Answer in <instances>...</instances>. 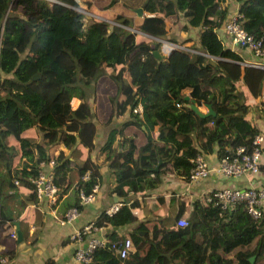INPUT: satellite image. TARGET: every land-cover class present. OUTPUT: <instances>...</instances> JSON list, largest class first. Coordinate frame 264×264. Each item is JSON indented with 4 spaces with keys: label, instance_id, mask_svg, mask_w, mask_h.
I'll list each match as a JSON object with an SVG mask.
<instances>
[{
    "label": "trees",
    "instance_id": "16d2710c",
    "mask_svg": "<svg viewBox=\"0 0 264 264\" xmlns=\"http://www.w3.org/2000/svg\"><path fill=\"white\" fill-rule=\"evenodd\" d=\"M218 1L120 0L128 10L141 8L132 28L122 14L109 22L93 19L76 9L75 0H0V231L12 218L4 209L3 185L12 187L17 179L31 189L27 199L33 201L28 177L36 173L39 161L52 156L58 143L71 147L76 130L78 142L89 148L94 87L106 74L123 97L115 107L111 99V114L127 106L130 119L110 127L100 147L114 176L109 193L125 196L116 211L100 214V222L106 236L118 234L113 227L130 224V240L136 241L139 229H150L152 237L147 242L148 235H140L145 245L130 248L122 259L108 246H97L90 261L79 264H151L153 259L160 264H249L251 255L254 264H264V210L254 218L243 202L223 209L204 194L194 201L187 225L174 228L137 222L131 211L134 196L155 187L166 169L186 163V172L196 153L215 152L217 159L229 156L238 145L248 147L259 130L245 112L252 98L264 91V70L241 63L237 52L223 46L216 28L226 8H219ZM235 1L243 28L262 35L264 46V0ZM83 3L91 5L89 0ZM175 17L180 29L200 30L194 39L178 42L188 50L172 48L156 58L152 50H158L159 42L152 37L173 41L178 22L170 21ZM34 74L38 76L32 79ZM74 95L79 103L71 109L68 102ZM185 95L197 105L210 104L215 114L198 116L186 105ZM136 104L139 112L132 111ZM35 119L41 140L32 139L25 150L29 161L13 168L18 150L6 138L19 141ZM129 124L142 127V143L123 133ZM54 159L58 196L66 189L73 162L62 150H56ZM76 172L72 205L80 208L77 193L98 183V171L85 161ZM5 254L10 258L13 252Z\"/></svg>",
    "mask_w": 264,
    "mask_h": 264
},
{
    "label": "crops",
    "instance_id": "0c3cea01",
    "mask_svg": "<svg viewBox=\"0 0 264 264\" xmlns=\"http://www.w3.org/2000/svg\"><path fill=\"white\" fill-rule=\"evenodd\" d=\"M75 1L78 5L76 9L82 12L86 11V14L88 13L87 15L93 19H103L109 22L116 14H122L130 19V27L133 26L135 21L134 14L140 15L136 14L134 10H128L120 0H115L112 3H109L110 0H89L90 7L83 3L85 0ZM218 4L219 8H226L225 16L219 27L216 28L223 46L237 52L241 56V63L246 60H254L255 57L251 52L233 43L230 35L223 28L224 21L238 13V2L235 0H219ZM180 24L181 22H178L173 28V34L175 35L173 41L152 37L159 42L158 52L161 55H166L171 50L166 44H177L185 37L194 39L200 30L199 27L180 29L178 26ZM105 76L107 80L103 81L101 78ZM107 88L110 89L109 92H107ZM122 98L121 94H116V86L107 75L104 74L97 78L91 106L93 112L91 120L94 126L89 148L78 142L75 130L72 134V146L68 148L65 143H58L52 153L51 157L54 158L56 150H62L73 162L69 170V178L66 181V189L59 193L55 203L50 205L45 200H28L27 196L30 194L31 189L20 182L13 183L12 187L3 185L4 193H6L4 209L12 218L2 224L0 231V264H73L72 257L75 247L84 244L87 237L84 236L81 241L77 242L71 239V232L85 222L98 218L105 206L116 201H125V196L109 193V190L115 184L113 171L109 164V158L104 156V152L100 151L108 129L112 126L118 127L130 119L127 106L121 112L111 114V99L115 107ZM188 99L190 98L188 97ZM187 102L189 101L187 100ZM195 105L201 112L206 110L201 108L204 105H197L196 103ZM245 117L264 135V91L249 102ZM37 124L40 123L35 119L32 126L29 127L24 137L19 141H14L9 136L6 138L7 143L13 144L18 150V153L12 159L13 168H18L21 162L29 161L25 150L31 140H41ZM141 129L142 127L129 124L122 131L125 135L134 136L135 142L140 144L145 139ZM154 134L155 132H153ZM113 144L117 145V141L115 140ZM50 153L51 151L48 150V154ZM204 157L210 168L205 177L197 181H189L185 175L186 163H180L177 169H166L155 187L135 195L136 204L132 206L131 211L138 216L137 222L147 220L148 225L156 224V226L174 228L176 217L183 216L188 219L192 214L194 201L210 190L222 187L246 188L264 185V148L259 156L257 171L241 176H223L214 170L217 162L215 152L204 153ZM85 161L86 163L90 161L91 164L97 166L98 190L95 199L92 202L79 203L81 206L78 208V215L67 223H60L56 217L61 216L64 210L71 206L76 199V169L78 165L83 164ZM125 203L127 204V202ZM131 226L130 224H124L112 229L117 230L119 234L128 235L127 231L131 229ZM17 229L21 232L20 240L16 239ZM11 233H14V236ZM144 233L145 238L148 235L147 242L149 237H152L150 229L146 231L144 229L137 230L134 234L139 236L136 241L131 240L132 250L145 245V242L140 239V235ZM159 234L156 239H158ZM8 250H11L13 255L10 258H5V252ZM151 264H160V262L153 259Z\"/></svg>",
    "mask_w": 264,
    "mask_h": 264
},
{
    "label": "built area",
    "instance_id": "2783aa9c",
    "mask_svg": "<svg viewBox=\"0 0 264 264\" xmlns=\"http://www.w3.org/2000/svg\"><path fill=\"white\" fill-rule=\"evenodd\" d=\"M224 30L230 35L233 43L242 48L248 49L255 57L254 60L243 61V64L251 65L264 70V46L262 45L263 37L253 36L248 33L242 26L240 14L237 13L228 17L223 23ZM176 46V44H171ZM182 49H187L182 47ZM69 107L75 108L79 103L77 96H71L69 99ZM132 111L139 112L140 105L136 104ZM264 148L263 132L258 130L251 139L250 145H238L234 152L229 156H223L217 159L214 170L223 176H241L251 174L258 169L259 156ZM54 166L55 159L53 157L46 158L38 162L36 173L28 177L32 183V189L35 193L36 200H45L48 204H53L57 199L58 188L54 182ZM47 168V169H44ZM210 168L204 157V153H196L195 156L189 158V165L185 175L189 181H197L205 177ZM87 174L82 175L85 178ZM18 183L17 179L13 180ZM98 185L94 184L90 191H78V203L83 204L92 202L95 199ZM206 199L213 204H218L220 208L232 209L234 206L243 202L247 212L254 218L259 217L261 211L264 210V185L250 186L247 188L222 187L210 190L206 194ZM119 201L113 202L105 206L101 213L110 215L118 209ZM78 215L76 206H69L64 210L61 216L56 217L60 223H67ZM188 223L186 217H177L174 221L175 226L184 227ZM106 227L100 217L85 222L82 226L71 232V239L81 241L84 236L87 240L82 245H77L73 251V264H79L90 261V253L97 246H108L114 254L120 259L124 258L128 250L131 248V240L129 236L116 234L106 236ZM14 236V233H11Z\"/></svg>",
    "mask_w": 264,
    "mask_h": 264
},
{
    "label": "water",
    "instance_id": "95a60500",
    "mask_svg": "<svg viewBox=\"0 0 264 264\" xmlns=\"http://www.w3.org/2000/svg\"><path fill=\"white\" fill-rule=\"evenodd\" d=\"M134 12L136 14H141V8H139V7L138 8H135L134 9ZM152 54L156 58H161L162 57V55L158 52V50H155V49L152 50ZM37 76H38L37 74H34L31 78L34 79ZM184 99H186V100L189 101V102L186 103V105L189 108H191L194 111V113H196L200 117L209 116V115H214L215 114V112L212 110L210 104H208V103H205L204 104V107H205L206 110L203 111V112H201L197 108V106L195 105V103L193 102V100L188 99V96L187 95L184 96ZM153 169H157V166H155ZM16 239L17 240H20L21 239V232L18 229L16 230ZM247 259L249 261V264H253L254 255L249 256Z\"/></svg>",
    "mask_w": 264,
    "mask_h": 264
},
{
    "label": "rangeland",
    "instance_id": "374dc122",
    "mask_svg": "<svg viewBox=\"0 0 264 264\" xmlns=\"http://www.w3.org/2000/svg\"><path fill=\"white\" fill-rule=\"evenodd\" d=\"M86 12V11H85ZM87 19V18H86ZM178 20V18H171V21L170 22H179V20ZM87 21V20H86ZM85 22V21H84ZM18 32H16L14 35H13V39L15 40L16 39V37L18 36ZM27 35H28V33L27 32H25V33H23L22 34V39H23V42H22V45L26 42V40H27ZM173 36L175 37V35L173 34ZM166 46H168V48H181V46L182 47H185V46H183V45H180V44H176V46H173V45H170V44H166ZM185 48H187V47H185ZM189 49V48H188ZM164 52H166V51H164ZM104 75V74H103ZM106 75V74H105ZM101 76V75H100ZM101 79H103V81H105V80H107V78H106V76L105 77H102ZM110 91V89L109 88H107V92H109ZM262 105H263V103L262 102H260ZM201 108H203V109H205V107H203V106H201Z\"/></svg>",
    "mask_w": 264,
    "mask_h": 264
},
{
    "label": "clouds",
    "instance_id": "9594fccd",
    "mask_svg": "<svg viewBox=\"0 0 264 264\" xmlns=\"http://www.w3.org/2000/svg\"><path fill=\"white\" fill-rule=\"evenodd\" d=\"M155 38H156V37H155ZM155 38H154V39H155ZM155 40H156V39H155Z\"/></svg>",
    "mask_w": 264,
    "mask_h": 264
}]
</instances>
